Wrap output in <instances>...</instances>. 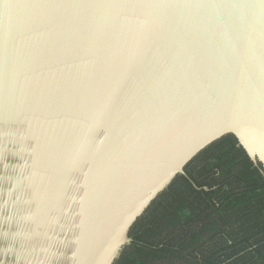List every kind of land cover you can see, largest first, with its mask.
I'll return each instance as SVG.
<instances>
[{"label":"water","instance_id":"water-1","mask_svg":"<svg viewBox=\"0 0 264 264\" xmlns=\"http://www.w3.org/2000/svg\"><path fill=\"white\" fill-rule=\"evenodd\" d=\"M227 135L264 167V0H0V264H114Z\"/></svg>","mask_w":264,"mask_h":264},{"label":"trees","instance_id":"trees-1","mask_svg":"<svg viewBox=\"0 0 264 264\" xmlns=\"http://www.w3.org/2000/svg\"><path fill=\"white\" fill-rule=\"evenodd\" d=\"M132 226L114 264H264V167L233 135L200 152Z\"/></svg>","mask_w":264,"mask_h":264}]
</instances>
